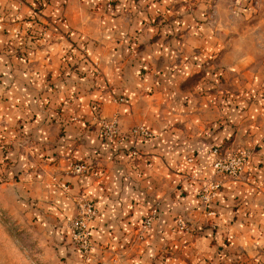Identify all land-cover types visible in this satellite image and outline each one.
Returning a JSON list of instances; mask_svg holds the SVG:
<instances>
[{"label": "crops", "instance_id": "crops-1", "mask_svg": "<svg viewBox=\"0 0 264 264\" xmlns=\"http://www.w3.org/2000/svg\"><path fill=\"white\" fill-rule=\"evenodd\" d=\"M174 1L50 0L35 13V0H0V129L43 102L39 89L53 91L61 108L46 121L34 111L37 137L54 144L44 149L29 141L18 183L27 200L44 206L37 222L49 229L65 264H264V79L254 89L261 97L230 101L224 111L217 89L210 91L214 77L188 83L205 66L207 42L187 37L189 14ZM33 13L41 23L29 18ZM42 23L45 32L36 39L17 35ZM79 46L85 47L81 81ZM101 117H116L119 133L144 125L153 136L106 139ZM219 144L256 149L244 177L222 182L209 214L196 191L213 174L211 149ZM52 149L45 158L52 162L39 160ZM78 161L87 170L71 172ZM78 192L97 208L96 248L87 262L68 235ZM154 208L157 219L141 230L140 220Z\"/></svg>", "mask_w": 264, "mask_h": 264}, {"label": "rangeland", "instance_id": "rangeland-1", "mask_svg": "<svg viewBox=\"0 0 264 264\" xmlns=\"http://www.w3.org/2000/svg\"><path fill=\"white\" fill-rule=\"evenodd\" d=\"M35 1L37 2V5L34 4L35 10L38 4L45 7L50 2V0ZM174 2L182 3L185 6L184 10L189 14L190 26L187 28V37L194 38L201 35V38L206 39L205 51L209 54L201 64V66L205 65L204 68L188 76L187 82L193 85L203 74L214 77V79L209 78L212 82L210 83L207 82V76L204 79L205 82L201 83V90L205 91L203 87H207L209 83L215 85V87L210 86V91L217 89L218 95H215V98L221 111L230 105V101L256 99V95L261 97L260 92L254 89L260 76L262 80L264 79V0H177ZM33 19L40 22V17L36 14ZM42 25L40 27L34 25L29 29L40 31V35L38 34L40 37L45 32V24L42 23ZM28 34L29 30L26 28L23 32L17 31L20 39L26 37L27 40ZM79 47L76 60H78L80 73L78 80L81 81L79 77L86 74L80 67L84 59L85 47ZM14 48L18 51L23 50L21 43L15 44ZM195 49L191 51L195 52ZM93 79H95L94 76ZM232 80L233 83H231ZM45 81L48 85L47 89H50L53 81L48 76ZM231 86H235L236 89L230 90ZM52 93L53 91L37 90V95L39 98L43 97V102L36 108H30L31 114L28 113L26 118H20L17 122L10 124L7 131L0 129V264H65L56 252L49 229L43 227L44 223L37 222L38 213L41 208L44 209V206L27 200L24 197V186L18 183L21 181L20 173L27 162L24 161L21 151L25 150L29 141L34 140L35 144L40 143L44 149L53 148L54 143L51 144L53 140H40L35 133L36 126L32 125V122L37 119L34 112L36 109L41 113L44 121L61 110L60 105L56 104L55 100L52 101ZM237 103L239 107H245L244 104L241 106L240 102ZM230 140L231 137L224 138L222 144L225 145ZM238 147L249 151L256 149L243 144ZM32 149L37 151L36 148L32 147ZM54 152L55 150L52 149L45 154L40 153L39 160L52 162L50 158H45L50 157ZM199 203L204 209L200 201Z\"/></svg>", "mask_w": 264, "mask_h": 264}, {"label": "built area", "instance_id": "built-area-1", "mask_svg": "<svg viewBox=\"0 0 264 264\" xmlns=\"http://www.w3.org/2000/svg\"><path fill=\"white\" fill-rule=\"evenodd\" d=\"M99 134L108 139L119 135L121 139L136 141L147 139L153 136L151 129L144 125H133L124 132L119 133L116 117H101L99 119ZM131 152L139 155L138 149L133 146ZM211 152L213 154V174L199 182L196 195L206 212L214 213L210 204L214 201L222 182L226 179H237L245 176L250 157L254 151H249L243 147L228 149L223 145H215ZM88 164L85 161H78L71 165V172L81 173L86 171ZM75 204V214L69 222L68 235L74 248L79 252L82 262H87L96 248L92 238V221L97 215V208L93 200L85 193L78 192L73 196ZM157 218L156 208L146 214L139 222L140 229L144 230L152 226ZM180 227L186 224L182 217L178 219Z\"/></svg>", "mask_w": 264, "mask_h": 264}, {"label": "trees", "instance_id": "trees-1", "mask_svg": "<svg viewBox=\"0 0 264 264\" xmlns=\"http://www.w3.org/2000/svg\"><path fill=\"white\" fill-rule=\"evenodd\" d=\"M41 8V5H39L36 10H35V13L36 11H38L39 9ZM35 13L33 14V16L35 15ZM33 16H29L30 19H33ZM35 20V19H33ZM29 30V34H28V37L30 39H36L39 35H40V31H37V30H33V29H28ZM39 34V35H38ZM219 145H222V144H219Z\"/></svg>", "mask_w": 264, "mask_h": 264}]
</instances>
